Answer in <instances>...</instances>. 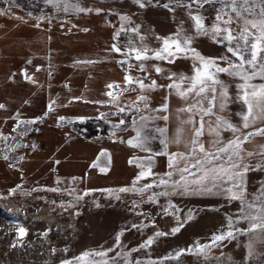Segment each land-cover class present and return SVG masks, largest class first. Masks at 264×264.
<instances>
[{"label":"rangeland","instance_id":"1","mask_svg":"<svg viewBox=\"0 0 264 264\" xmlns=\"http://www.w3.org/2000/svg\"><path fill=\"white\" fill-rule=\"evenodd\" d=\"M32 1L0 0L6 5L4 11L0 10L5 12L0 15V104L4 105L0 109V133L11 141L4 152L0 143V193H14L0 198V264H103L105 260L108 264H264V243L255 242L253 255L248 256L247 245L253 234L237 233L235 239L212 245L203 254L194 250L196 241L211 244L213 234L228 230L227 217L235 219L239 201L219 193L196 192L157 195L152 202L148 196L164 191L163 187H154L143 195L119 191L132 188L140 171L129 163L130 159L148 155L128 143L135 135L133 121H140V116L151 117L148 109H159L168 97L169 112L157 111L155 115H169L171 136L176 109L184 104L167 87L141 93L135 84L126 85L124 77H138L145 84L155 80L158 86H166L171 83L167 78L171 73L191 76L194 63L183 56L174 63L148 60L144 62L146 73L128 66L141 63L134 58L128 59V64L118 63L126 59L121 53L133 45L159 49L162 42L157 37L171 36L180 27L185 34L193 35L189 11L203 15L205 25L211 26L221 5L210 3L200 8L192 0H142L145 6L140 7L135 0H67L69 5L91 10L81 12L72 7L65 11L63 6L57 8L46 0H38L35 6L38 2ZM178 4L192 6L189 9ZM40 6L43 14L37 17L32 9ZM225 11L231 13L229 7ZM122 27L125 31L114 39ZM231 27L239 31L236 23ZM113 44L121 48V53L111 50ZM192 47L205 57L227 55L235 59L210 36L196 37ZM156 65L164 71L157 74ZM222 65L224 62H220ZM220 79L232 85L230 92H235L230 77L220 74ZM110 83L136 90L124 92L115 105L106 93L119 90L109 89ZM140 94L148 97L147 108L145 102L138 101ZM102 102L111 109L112 117L95 114ZM119 107L125 112H119ZM241 110L240 103L230 105L233 123H240L235 113ZM90 117L110 125L106 134L87 139L83 122ZM121 119L125 124L115 127ZM155 125L163 127L164 121L149 122L148 126ZM223 135L228 138L231 134ZM253 144H264V137H256ZM149 146L153 152L161 150L159 140H152ZM179 150L176 145L168 149ZM259 160L261 157L254 156L251 164ZM167 165L166 156H157L153 171L163 175L169 170ZM150 182L151 178L141 180L137 187ZM245 182L248 198L252 199L264 185V169L249 170ZM11 187L21 191H7ZM170 204L178 210L176 215L171 214ZM178 223L183 226L173 234L171 229ZM20 227L25 230L23 236L18 234ZM236 227L246 228L247 224L241 222ZM157 232L166 235L156 236ZM149 238H154L153 244L141 248ZM189 248L193 251H184L179 258L164 259ZM101 251L107 255L77 259L85 252Z\"/></svg>","mask_w":264,"mask_h":264},{"label":"snow or ice","instance_id":"2","mask_svg":"<svg viewBox=\"0 0 264 264\" xmlns=\"http://www.w3.org/2000/svg\"><path fill=\"white\" fill-rule=\"evenodd\" d=\"M135 2L140 7L145 6L142 0H135ZM46 3L57 8L63 6L65 11L69 7L81 12L91 11L75 4L69 5L67 0H46ZM192 3L197 4L200 8L210 3L221 5L216 9L215 21L211 26L205 25L203 15L199 13L193 15L189 11V17L193 22V35L185 34L183 28L180 27L171 36L157 37L162 42L159 49L133 45L128 48L127 52L121 53L120 47L116 44L112 45V51L126 57L118 63L128 64V59L134 58L141 63L128 66L130 68L137 67L139 71L146 73L148 68L144 62L148 60L174 63L176 58L183 56L185 59L194 61L191 76L171 73L167 77L171 83L166 86H158L155 80L145 84L144 79L131 75L124 77L126 85L135 84L141 93L149 89L154 90L157 87H167L179 96L184 104L176 109V126L171 136H169L168 127L169 115H155L157 111L169 112L168 97L164 98L165 102L159 109H148L152 114L151 117L140 116V121H144V123L133 121L135 135L128 140V143L148 155L130 159L129 163L135 164L140 171L133 180L132 188H120L119 191H136L143 195L149 189L163 187L164 191L148 196L152 202H156L157 195L168 196L196 192L219 193L231 201H239L240 207L235 213V219L233 216L227 217L226 228L228 230H220L218 234H213L210 238L211 244L201 245L199 241H196L194 250L197 254H203L210 250L212 245L219 246V242L235 239L237 233L240 235L253 234V239L247 245L248 256H251L254 243H264V185H261L252 195V199H249L245 182L249 170L264 169V144H253L256 137H264V126L256 127L257 124L264 125V83H252L257 79L264 81V0H192ZM178 6L191 9L192 5L178 4ZM164 7H168V5H164ZM225 7H229L231 13L226 12ZM169 10L174 11V9ZM0 15H4V13H0ZM121 19L126 21L127 17L122 16ZM233 23L237 24L238 32H235V29L231 27ZM121 31H125V29L122 27L115 33L114 39L119 37ZM132 31L138 32V29H132ZM199 36H210L213 42L224 47L226 52L235 59L233 60L227 55L205 57L192 47L194 39ZM220 62L226 63L227 67L220 66ZM87 63H91V61ZM154 70L157 74L164 71L158 65L154 66ZM220 74H226L232 79L235 87L234 93L230 92L232 85L221 80ZM107 87L119 90L116 94L113 91L106 93L115 105H118L119 97L124 92L136 90L128 87L121 88L119 84L112 83ZM147 100L146 95L138 96L139 102H145V108H147ZM136 103L137 101H133V104ZM234 103H240L242 109L235 113L240 118L239 124L233 123L230 119L232 115L230 105ZM3 108L4 105L0 104V109ZM49 110H52L51 104H49ZM136 110L139 111V108ZM119 112H125V108L119 107ZM60 119L62 120L63 117ZM156 120L164 121V126H148L149 122L155 124ZM27 123H35V121ZM124 124L125 121L121 119L115 127L119 128ZM248 129L251 130L247 131ZM225 132L231 135L225 138L223 135ZM152 140H159L161 145L159 152H153L150 148ZM246 144L251 145V149L246 148ZM170 145H176L180 150L169 152ZM161 155L168 159L169 170L163 175L153 171L155 158ZM254 156L261 157V160L256 164H251V158ZM149 178H151L150 183L137 187L141 180ZM51 191H57V189H51ZM169 207L175 209V205L170 204ZM165 210L167 211V209ZM191 217L192 212L189 211L187 218ZM241 222H245L247 227L237 228L236 225ZM182 226V223H178L171 229V232L178 233ZM18 234L23 236L25 230L22 227L18 228ZM160 235L166 234L156 233V236ZM116 239L119 241L120 235H117ZM153 242L154 238H149L140 247L147 248ZM111 250L109 249V251ZM184 251L192 252L193 248L177 251L174 257L169 254L164 259L179 258ZM90 255L103 257L107 255V252H85L77 259L84 261ZM103 264H108V261L105 260ZM150 264H156V262H150Z\"/></svg>","mask_w":264,"mask_h":264},{"label":"trees","instance_id":"3","mask_svg":"<svg viewBox=\"0 0 264 264\" xmlns=\"http://www.w3.org/2000/svg\"><path fill=\"white\" fill-rule=\"evenodd\" d=\"M37 1L38 4H33L35 6H38L40 1L38 0H34L32 2H35ZM31 2V3H32ZM30 6V5H29ZM0 7H1V11L4 9V7L6 8V5L4 3H0ZM33 11H35V15L37 17L41 16L43 13V8L42 6L38 7L37 9H32ZM31 10V12H33ZM4 11V10H3ZM27 11H30L29 9H27ZM5 13V12H4ZM222 67H227V64L224 63V65H222ZM31 73V72H30ZM108 105H106L104 102H102V105H101V108L97 109L98 111L95 113V114H99V116L101 115H108L109 114V117H112L114 114L112 113L111 109L109 107H107ZM101 118V117H100ZM102 119H98L96 120L95 117H90L89 119L85 120L83 122L84 126H85V129H87V134L88 136L86 135L87 139H92L94 137V134H106L105 131L107 129V126H110L109 124H107L106 122H104L103 120L101 121ZM0 143L3 144L2 147L3 149L1 148V144H0V148H1V151L3 150V152L5 151V149H8L10 146V143L11 141H7L8 139V135L4 136V135H1L0 133ZM4 141H6L4 143ZM2 152V153H3ZM13 188V187H11ZM1 189V188H0ZM38 189V188H37ZM7 191H21L19 187H14L13 189H7ZM91 191H86V193H89ZM14 193H0V198H8L9 196L13 195ZM177 211L175 209L171 210V214L173 215H176ZM85 259L89 260L90 259V256L86 257Z\"/></svg>","mask_w":264,"mask_h":264}]
</instances>
